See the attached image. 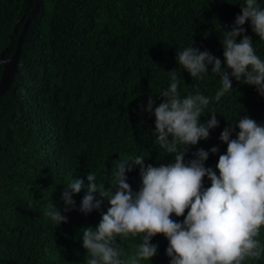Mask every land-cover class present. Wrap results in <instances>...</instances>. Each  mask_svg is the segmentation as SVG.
I'll list each match as a JSON object with an SVG mask.
<instances>
[{"label":"trees","instance_id":"1","mask_svg":"<svg viewBox=\"0 0 264 264\" xmlns=\"http://www.w3.org/2000/svg\"><path fill=\"white\" fill-rule=\"evenodd\" d=\"M226 2L41 1L25 34L14 81L0 98V264H86L81 229H95L110 207L97 192L94 202L101 201V207L87 215L80 211L87 175L94 172L98 185L107 188L120 157L143 155L145 165L153 167L174 162L156 143L155 117L146 110L147 104L151 97L154 111L162 102L159 93L168 87V73L174 69L181 95L198 88L206 97L215 96L221 85L211 74V65L203 80L192 79L178 66L176 53L193 43L225 66L222 30L231 29L244 0ZM259 3L264 7V0ZM34 5L35 0H0V53L7 48L5 57L13 55ZM244 28L264 59V42H259L250 21ZM1 72L0 66V76ZM232 86L233 92L219 102L213 100L206 110L217 113L218 127L185 155L187 163L199 149L209 152L205 167L217 175L219 156L227 151L219 139L221 132L229 128L230 139H235L239 131L235 125L245 115L264 125V97L234 78ZM210 118L205 114L200 121ZM213 147L218 149L215 154ZM126 177L133 192L139 191V167ZM69 179L83 181V187L72 197L74 207L66 210L62 192ZM204 186H211L207 177ZM50 203L67 223L55 227L44 218ZM172 219L182 223L184 217ZM257 239L264 245V228ZM139 242V237L129 238L122 258ZM116 243L123 246L119 239ZM151 243L158 247L149 264H170L168 241L158 235ZM244 264H264V255Z\"/></svg>","mask_w":264,"mask_h":264},{"label":"clouds","instance_id":"2","mask_svg":"<svg viewBox=\"0 0 264 264\" xmlns=\"http://www.w3.org/2000/svg\"><path fill=\"white\" fill-rule=\"evenodd\" d=\"M240 8L241 14L231 29L222 30L224 67L220 58L200 51L193 43L176 53L178 66L192 79L203 80L211 65V74L219 77L221 85L214 97H206L198 88L181 95L180 78L174 69L168 73L170 83L159 93L162 102L154 111V101L149 98L146 110L155 117L156 143L174 157V162L153 167L145 165L143 155L120 157L114 162L111 186L107 188L98 185L94 172L87 175V195L80 211L87 215L101 207V201L94 202L93 194L97 192L102 199L107 198L110 207L95 229H81L86 264H149L157 255L158 246L151 241L158 235L168 241L166 254L170 264H244L264 255V245L257 239L264 228V125L245 115L235 125L239 130L235 139H230L231 129L221 132L219 139L227 145V151L219 156V175L205 167L209 152L203 149L185 163L190 147L207 141L210 130L218 127L217 113L206 110L213 100L219 102L233 92V78L255 87L264 97V59L257 55L255 43L245 35L244 28L250 21L259 42H264V7L259 0H244ZM238 37H242L239 42ZM205 114L211 118L201 123ZM210 151L215 154L218 149L213 147ZM137 166L142 187L133 192L126 172ZM205 177L211 182L210 187L205 188ZM65 184L62 200L68 210L74 207L72 197L81 191L83 181L69 179ZM43 215L55 227L67 223L66 216L52 203ZM173 215L184 217L183 222L173 220ZM137 237L140 242L135 251L123 259L124 243ZM117 239L123 246L117 245Z\"/></svg>","mask_w":264,"mask_h":264},{"label":"water","instance_id":"3","mask_svg":"<svg viewBox=\"0 0 264 264\" xmlns=\"http://www.w3.org/2000/svg\"><path fill=\"white\" fill-rule=\"evenodd\" d=\"M41 1L42 0H35V5L27 16L24 23L23 19L19 20L16 23L14 31L17 30V26L19 25V23H23V25L18 34L13 55L11 57H5V54L8 51L7 48L0 53V66L2 67V72L0 76V98L6 93V91L10 88L11 84L14 81L25 34L32 20L36 17L37 13L39 12Z\"/></svg>","mask_w":264,"mask_h":264}]
</instances>
